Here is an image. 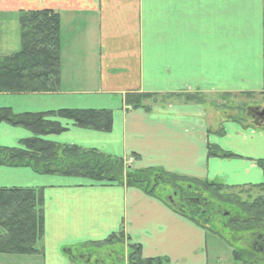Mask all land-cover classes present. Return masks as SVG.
<instances>
[{
  "label": "crops",
  "instance_id": "0c3cea01",
  "mask_svg": "<svg viewBox=\"0 0 264 264\" xmlns=\"http://www.w3.org/2000/svg\"><path fill=\"white\" fill-rule=\"evenodd\" d=\"M42 9L60 15L58 87L0 91V107L15 113L110 109V131L62 120L67 129L45 139L96 148L132 168L161 167L225 185L264 183L256 162L264 158V130L226 120L218 134L214 123L207 126L202 106L179 99L149 109L124 103L130 92L263 89L264 0H0V56L20 48L19 11ZM32 135L0 123V146H17ZM208 144L238 157H209ZM11 187L43 194L42 252L24 264H101L86 245L117 231L140 244L145 258L210 264L208 231L140 187L0 165V188Z\"/></svg>",
  "mask_w": 264,
  "mask_h": 264
},
{
  "label": "trees",
  "instance_id": "16d2710c",
  "mask_svg": "<svg viewBox=\"0 0 264 264\" xmlns=\"http://www.w3.org/2000/svg\"><path fill=\"white\" fill-rule=\"evenodd\" d=\"M18 21L21 43L19 50L0 56V91H55L60 80L59 12L52 9L19 11ZM232 94L222 92L223 97ZM248 94L252 95L253 92ZM158 95L160 94L130 92L125 94L124 103L129 108L149 109L150 106L145 101L156 99ZM167 95L201 106L207 102L211 105L213 103V106L219 108L201 91H181ZM224 114L227 119L241 123L238 116L228 115L226 112ZM62 120L71 121L78 127L104 132L110 131L113 124L112 111L106 108H60L15 113L8 107H0V123L22 126L33 133L32 136L21 139L17 146H0V165L29 166L41 174L76 176L94 182L140 187L148 194L167 200L174 211L195 220L208 232L214 231L232 248L236 264H264V256L256 245L264 242V194L250 201L230 197L227 200L220 195L223 185L215 181L172 173L161 167L132 168L124 158L106 154L96 148L59 143L42 137L66 130L67 125ZM217 133L222 134V128ZM207 155L238 157L237 154L213 144L207 145ZM256 162L264 174V158H259ZM224 186L264 189V183ZM218 200L228 206L220 209V231L212 229L210 222L212 224L213 219L209 216L214 206L213 201ZM43 232L41 188H0V254H39L42 252ZM114 243L125 246L123 259L118 263L101 259V253L105 254L108 245ZM86 246L90 247L87 254L101 264L169 262L166 257H143L140 244L128 241L123 231L113 232L106 239L89 242Z\"/></svg>",
  "mask_w": 264,
  "mask_h": 264
},
{
  "label": "rangeland",
  "instance_id": "374dc122",
  "mask_svg": "<svg viewBox=\"0 0 264 264\" xmlns=\"http://www.w3.org/2000/svg\"><path fill=\"white\" fill-rule=\"evenodd\" d=\"M198 91V90H197ZM183 93H192L193 91H182ZM205 94V97L208 100H213L219 108H216L210 103H205L202 107L205 114L206 124L209 126L211 123H214L217 128H219L222 123L226 120H229L225 117L224 112L228 115L238 116L241 123L245 126H253L252 128H257L260 130H264V118L259 115L264 109V87L260 91H252L253 94L249 95L251 91L246 92H230L233 93L231 96L223 97L221 91H201ZM180 101L185 102L181 98H176L174 96L168 95H158L156 99L146 100V104L149 103V106H153L157 104L164 103H172V101ZM154 100V101H153ZM205 100V99H204ZM207 101V100H206ZM209 101V102H211ZM191 104H195L193 102H188ZM201 106V105H200ZM45 138V136H42ZM217 184L223 185L221 187V197L224 199L230 198H239L242 201H250L260 195L264 194V189L260 188H252L248 186H240V187H226L222 182L215 181ZM230 197V198H229ZM213 208L211 209V213L209 216L212 217L213 222L210 225L212 229H217L220 231L221 223L218 220L220 217V209L228 208L227 204L221 201H213ZM230 206V205H229ZM231 207V206H230ZM222 231V230H221ZM206 244H207V252H208V261L210 264H236L232 256V248L222 241L215 232H208L206 235ZM106 249V246H104ZM125 246L121 243H114L112 245H108L105 254L101 253V259H105L106 261H115L120 262L123 259V255L125 253ZM106 253H108L106 255ZM30 256L28 255H15V254H0V264H24L23 262H27ZM90 257V255H89ZM93 257H91L92 259ZM98 258V257H97ZM88 257H85L87 260ZM78 260V259H77Z\"/></svg>",
  "mask_w": 264,
  "mask_h": 264
},
{
  "label": "flooded vegetation",
  "instance_id": "af4514ba",
  "mask_svg": "<svg viewBox=\"0 0 264 264\" xmlns=\"http://www.w3.org/2000/svg\"><path fill=\"white\" fill-rule=\"evenodd\" d=\"M256 245H258L257 250H259V252L264 256V242L262 241L261 243H256Z\"/></svg>",
  "mask_w": 264,
  "mask_h": 264
},
{
  "label": "water",
  "instance_id": "95a60500",
  "mask_svg": "<svg viewBox=\"0 0 264 264\" xmlns=\"http://www.w3.org/2000/svg\"><path fill=\"white\" fill-rule=\"evenodd\" d=\"M259 115L263 116V118H264V109L261 113H259Z\"/></svg>",
  "mask_w": 264,
  "mask_h": 264
}]
</instances>
